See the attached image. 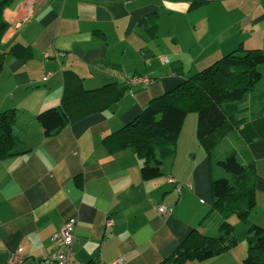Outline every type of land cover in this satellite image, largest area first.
I'll return each instance as SVG.
<instances>
[{
	"label": "crops",
	"instance_id": "crops-1",
	"mask_svg": "<svg viewBox=\"0 0 264 264\" xmlns=\"http://www.w3.org/2000/svg\"><path fill=\"white\" fill-rule=\"evenodd\" d=\"M3 17L9 25L2 49L28 45L31 57L5 54L0 69V110L16 109L12 132L19 140L16 154L0 159V264L17 248L24 264H43L57 249L52 235L69 217L76 220L74 264L119 256L123 264H161L194 228L218 235L221 214L212 209L211 182L223 175L214 158L228 138L237 147L229 154L254 174L256 203L248 220L264 227V137L246 141L235 128L210 157L196 132L186 141L187 114L175 152L151 179L142 177L143 160L130 148L104 143L151 98L240 44L264 48V0H15ZM64 71L78 78L71 89L115 82L126 91L107 110L46 136L37 114L60 106ZM256 97L239 103L238 118L247 122L264 112ZM159 204L172 212L160 215ZM240 237L220 255L184 264H219L227 252L223 264L232 257L241 264L246 236Z\"/></svg>",
	"mask_w": 264,
	"mask_h": 264
},
{
	"label": "trees",
	"instance_id": "trees-1",
	"mask_svg": "<svg viewBox=\"0 0 264 264\" xmlns=\"http://www.w3.org/2000/svg\"><path fill=\"white\" fill-rule=\"evenodd\" d=\"M14 2L0 0V59L5 54L21 59L31 57L28 45L16 42L7 50L2 49V37L9 25L3 17V10ZM262 64L264 48L246 49L240 44L172 89L151 98L133 120L105 137L104 143L112 150L130 148L143 160L142 177L151 179L162 174L163 159L175 152L184 119L190 112L197 114L196 136L210 157L216 153L221 140L235 128H239V135L246 141L264 137V112L247 122L238 118V114L243 112L239 103L262 78L258 67ZM177 69L179 71L180 67ZM64 77L66 88L60 106L37 114L46 136L76 118L107 110L126 91L125 86L115 82L95 90H86L81 85L71 89L69 83L78 78L69 71H64ZM257 96L261 102L264 101V92ZM252 99L255 101L257 97ZM15 119V108L0 110V159L17 152L15 147L19 140L12 132ZM217 164L231 175L211 182L212 209L221 214L219 234L211 236L194 228L161 264L203 261L234 247L238 238L229 220L231 215L246 226V255L241 264H264V227L248 220L256 203L253 171L233 154L219 159Z\"/></svg>",
	"mask_w": 264,
	"mask_h": 264
},
{
	"label": "built area",
	"instance_id": "built-area-1",
	"mask_svg": "<svg viewBox=\"0 0 264 264\" xmlns=\"http://www.w3.org/2000/svg\"><path fill=\"white\" fill-rule=\"evenodd\" d=\"M144 82H148L147 79H143ZM190 187L189 184H187ZM177 190H180L178 187ZM157 212L160 215L166 216L172 212V207L166 204H159ZM75 223L74 217L67 218L61 228L52 235L51 239L56 243V251L43 261V264H74L73 263V248L72 244L75 240ZM111 221H108L110 224ZM25 255L22 253L21 248L9 251L6 264H24ZM123 258L121 256L116 257L110 262H98L96 264H123ZM41 264V263H39Z\"/></svg>",
	"mask_w": 264,
	"mask_h": 264
},
{
	"label": "rangeland",
	"instance_id": "rangeland-1",
	"mask_svg": "<svg viewBox=\"0 0 264 264\" xmlns=\"http://www.w3.org/2000/svg\"><path fill=\"white\" fill-rule=\"evenodd\" d=\"M258 67L260 68L263 77H262V78L256 83V85L254 86L253 90H251V91H249V92L247 93V97H249V96L252 95V98H253V96H256V95L260 92L259 90H262V86L264 85V71H263V69H264V64L259 65ZM195 117H197V114H196L195 112H190V113H188V115H187V117H186L185 125H184V133H185L186 141H188V139H189V137H190L191 134L194 135L195 132H196L197 118H196V121H195ZM191 118H193V120H191ZM232 148H233V149H232ZM234 148H235V149L237 148V147L235 146V143L232 142L231 138H228V140L223 144L222 148H220L219 155H221L222 153H223V154L225 153L226 155H223V156H222V158H225L226 156L229 155V153H230L232 150H234ZM219 155H216V157L214 158V162H215L214 165H215V167H216L217 169H220V170L222 171V173H223L222 177L230 178L231 175H230L229 172H226V171H225L224 169H222L220 166H216V161H217L218 158H220V157H218ZM212 157H214V156H212ZM238 158H239V156H238ZM163 160H164V159H163ZM238 161L241 163L240 160H238ZM216 178H218V175H217ZM211 195H212V194H211ZM212 202H213V197H212ZM210 212H211V211H209V213H208L209 215H211ZM211 217H212V215H211ZM234 217H235L234 215H231V216L229 217V220L232 219V218H234ZM242 228H244V230L242 231V233H241V235H240V231H241L240 229H242ZM234 231H235L237 237H238V236H241V237H240L241 240H242V239L244 240V238H245V236H246V228H245V224H244L243 222H241V220L238 221V222L234 225ZM242 236H243V237H242ZM246 244H247V239H246ZM227 253H229V254H226V256H224L223 258H221L220 260H218V261H219V262H218L219 264H223V263H222V262H223V259H224L225 257H227L228 255H231V252H227ZM235 263H236V258H235V257H232V259L229 260L228 262H225V261H224V264H235Z\"/></svg>",
	"mask_w": 264,
	"mask_h": 264
},
{
	"label": "water",
	"instance_id": "water-1",
	"mask_svg": "<svg viewBox=\"0 0 264 264\" xmlns=\"http://www.w3.org/2000/svg\"><path fill=\"white\" fill-rule=\"evenodd\" d=\"M2 64V59H0V65ZM94 264V263H93Z\"/></svg>",
	"mask_w": 264,
	"mask_h": 264
}]
</instances>
